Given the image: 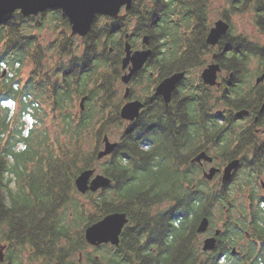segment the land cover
<instances>
[{
	"label": "trees",
	"instance_id": "obj_1",
	"mask_svg": "<svg viewBox=\"0 0 264 264\" xmlns=\"http://www.w3.org/2000/svg\"><path fill=\"white\" fill-rule=\"evenodd\" d=\"M216 1L227 7L220 12L223 19L230 22L237 13L252 12L264 31V0H134L117 20L98 16L81 39L71 36L60 9L32 17L19 11L0 15V244L6 245L0 264H80L81 253L88 264L198 262L196 226L208 208L203 199L211 194L186 187L192 144L176 127L182 118L229 116L233 93L239 97L241 89L239 82L232 85L229 74L250 69L251 62L259 72L261 42L233 35L231 24L217 51L216 61L226 74L219 76L220 87L208 88L200 78L183 81L185 99L174 100L170 115L159 124L168 123L169 132L154 139L142 120L147 108L136 122L121 118L118 84L127 34L134 49L145 35L150 37L159 54L156 76L203 69ZM44 29L54 32L49 40ZM144 71L148 89L153 80L145 68L133 84L143 82ZM80 97H86L83 109L77 106ZM205 126L201 121L195 133L208 132ZM113 129L125 130L121 143L99 161L103 137ZM165 134L171 136L168 152ZM159 140L160 151L142 148ZM91 168L113 182L83 195L75 181ZM115 212L129 218L119 246L87 252L86 227ZM101 250L106 252L99 257ZM217 262L213 258L211 264Z\"/></svg>",
	"mask_w": 264,
	"mask_h": 264
},
{
	"label": "flooded vegetation",
	"instance_id": "obj_2",
	"mask_svg": "<svg viewBox=\"0 0 264 264\" xmlns=\"http://www.w3.org/2000/svg\"><path fill=\"white\" fill-rule=\"evenodd\" d=\"M125 11L122 10L120 17ZM262 34L264 36V31ZM261 45L264 49V39ZM149 47L153 50L152 56L143 69H147L153 83L147 89V84L144 83L147 72L144 71L143 82L139 87L133 84L139 72L135 74L130 82V86L131 84L133 86H129L128 98H125V94L122 96L121 108L129 101H140L143 108L139 117L147 108V113L143 115L142 120L148 122H146L148 130L153 134L151 137L154 139L157 137L156 134L169 132L168 123L164 127L159 124L163 118L166 120V117L170 115L171 104L174 100L181 99L182 102V99H185L182 95L183 86H180L183 81L189 79L190 75L187 74V78L178 83L171 102L167 104L164 96L156 94V89L164 79L172 74L164 78H161V75L156 76L159 54L152 45L142 44L138 49L132 46L134 50H144ZM218 48L219 44L215 47L210 46L207 57L211 56L213 60V55L217 53ZM262 57L259 72L251 73L253 69H246L239 70L237 74L235 72L229 74L232 85L239 82L241 88L239 97L235 92L233 93L234 97L231 98L228 106L229 116L210 115L204 118L197 116L182 118L183 123L176 127L180 129L181 134L190 137L192 144L185 166L186 170H190L186 187L192 190L204 188L211 194L210 198H202L205 202L207 201L208 208L206 215L196 226L195 243L199 259L195 264H211L213 258L217 259V264H264V111H261L264 105V53ZM217 88L219 87L215 89ZM138 89L142 93H138ZM138 118L133 122H136ZM182 120L179 119V121ZM201 121H205L204 129L208 132L195 133ZM136 125L141 127V124ZM124 132L125 130H121L119 133L118 143H121ZM165 136L167 140L162 139L164 151L168 152L171 136L170 134H165ZM157 142L154 141L150 147L142 145V148L160 151L161 141ZM188 145L185 142L183 146ZM201 152H206L212 160L192 162ZM233 162H237V165L232 169L228 180L224 181L225 168ZM212 170L214 174L210 177ZM203 218H208V226L205 231L199 233L198 228ZM209 239L215 240L214 248L204 250L205 243Z\"/></svg>",
	"mask_w": 264,
	"mask_h": 264
},
{
	"label": "water",
	"instance_id": "obj_3",
	"mask_svg": "<svg viewBox=\"0 0 264 264\" xmlns=\"http://www.w3.org/2000/svg\"><path fill=\"white\" fill-rule=\"evenodd\" d=\"M134 4V0H0V15L6 16L19 11L24 17H32L42 14L47 10L60 9L67 17L71 36L86 37L90 32L96 18L105 16L117 20L122 10H130ZM231 29V24L227 20L220 18L215 21L210 29L206 43L210 46H217L221 39L228 34ZM145 46H150V37L145 35L142 40ZM152 48L144 50H134L129 41V34L125 36V56L122 59V69L125 74L122 75V82L127 85L125 98L130 94L128 86L135 74L140 72L146 62L152 56ZM217 53L213 55L212 62L203 69L200 78L202 82L211 87H220L219 75L222 72V67L216 61ZM6 71H4L5 75ZM187 78L185 71L173 73L171 76L164 79L157 87L156 94L162 95L167 104L172 100L173 92L176 90L178 83ZM262 79V78H261ZM260 80H258L259 82ZM86 97L82 98L81 106L84 108ZM143 108V104L136 101L125 103L121 110L120 116L124 121L133 122ZM264 111V105L261 109ZM243 113H247L243 111ZM119 143L112 142L108 135L103 137V147L98 152L97 159L103 160L110 157L117 149ZM202 160H212L206 152H201L192 162H200ZM237 165V162L230 163L225 168L224 181L230 177L232 169ZM214 174V170L209 174L210 177ZM113 180L97 172V168H91L82 172L75 181L78 192L86 194L88 192H98L112 185ZM129 222L128 215L124 212L110 213L99 221L89 225L85 229V239L89 246L100 247L110 244L111 246H119L121 235ZM208 218H203L198 232H203L207 229ZM215 240H207L204 250H212ZM3 250L5 246H0V262L4 261Z\"/></svg>",
	"mask_w": 264,
	"mask_h": 264
},
{
	"label": "rangeland",
	"instance_id": "obj_4",
	"mask_svg": "<svg viewBox=\"0 0 264 264\" xmlns=\"http://www.w3.org/2000/svg\"><path fill=\"white\" fill-rule=\"evenodd\" d=\"M213 5L214 6H213V13L211 14V19H212L213 25H214L215 21H217L218 19L222 18V17H220V12H222L224 10V7H226V6H223V2L222 1H216ZM253 16L254 15H253L252 12L237 13L236 15L232 16V18H231L232 22L230 21L231 22L230 24H232V26H233V35L242 34V35H245L246 37L250 38L251 40L263 42L264 36H263L262 32L255 25ZM52 34L54 35V32L52 30L44 29L43 37H45L47 40H49L50 36ZM142 40H141V42H142ZM142 44H143V42H142ZM206 60L208 61V63H210L212 61L211 56L206 57ZM256 66H257L256 62H251L249 64V68L253 69V72H251V73H254V71L256 70ZM29 69H30V67H27V69H25L23 71L24 72L23 73L24 76L28 75V70ZM201 72H202V69H200V71L198 73L197 72H193L190 75L189 79L190 80L199 79L200 75H201ZM124 74H125V71L123 72V75ZM5 75H6V73H5ZM219 76L226 77V74L222 71ZM128 86H130V84ZM131 86H133V85L131 84ZM138 86L140 87L141 85H138ZM126 88H127V85H125L122 82V80H121V82H119V84H118V92H119V100H118V102L120 104L122 103V96L125 94ZM137 92L138 93H142V91L140 89H138ZM81 101H82V98L80 97L79 101L77 103V106H79V108L83 109L82 106H81ZM120 132H121L120 129H113L111 131V133L108 135L110 140L112 142H116L118 140ZM106 159L107 158H105L103 160H100V161H105ZM97 172H99V171H97ZM1 245L5 246V250H3V255L5 257L4 253H6V245L5 244H0V246ZM87 252L95 255L94 248L92 246H89V249L87 250ZM105 252H106V250H101V251H98L96 253V255L101 257L102 254H105ZM78 258L80 260V262H79L80 264H88L87 261L85 260L84 253L79 254Z\"/></svg>",
	"mask_w": 264,
	"mask_h": 264
}]
</instances>
